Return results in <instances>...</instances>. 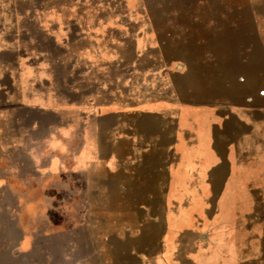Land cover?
I'll list each match as a JSON object with an SVG mask.
<instances>
[{"label":"crops","instance_id":"0c3cea01","mask_svg":"<svg viewBox=\"0 0 264 264\" xmlns=\"http://www.w3.org/2000/svg\"><path fill=\"white\" fill-rule=\"evenodd\" d=\"M73 1L0 0V112L56 135L12 147L35 178L0 200V264H264V107L188 103L135 74L112 97L122 20L62 12ZM89 42L103 59L80 65Z\"/></svg>","mask_w":264,"mask_h":264},{"label":"rangeland","instance_id":"374dc122","mask_svg":"<svg viewBox=\"0 0 264 264\" xmlns=\"http://www.w3.org/2000/svg\"><path fill=\"white\" fill-rule=\"evenodd\" d=\"M60 8L89 21L96 17L122 20L125 33L107 39L108 45L110 41L116 45L117 55H105L108 68L115 58L122 63L118 69H123L121 84L114 83V67L103 74L112 83L111 96L116 99L128 94L135 74L139 83L135 88L155 85L158 94L167 91L188 103L264 107V0H74L70 10L68 6ZM93 44L74 43L73 57L78 64L102 61L103 56L94 49L80 51ZM22 115L13 117L7 109L0 112L2 203L12 201L5 190L22 189L17 181L20 175L35 178L33 156L12 147L56 138L48 132L51 123L46 120L31 133L35 117ZM58 137L62 140L66 136ZM256 153L259 159L264 157L262 146Z\"/></svg>","mask_w":264,"mask_h":264},{"label":"water","instance_id":"95a60500","mask_svg":"<svg viewBox=\"0 0 264 264\" xmlns=\"http://www.w3.org/2000/svg\"><path fill=\"white\" fill-rule=\"evenodd\" d=\"M177 69H180V67L178 66Z\"/></svg>","mask_w":264,"mask_h":264}]
</instances>
